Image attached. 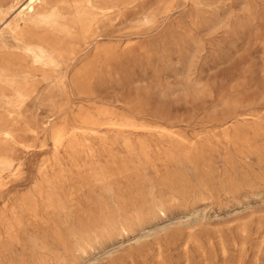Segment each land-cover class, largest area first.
I'll list each match as a JSON object with an SVG mask.
<instances>
[{"label": "rangeland", "instance_id": "374dc122", "mask_svg": "<svg viewBox=\"0 0 264 264\" xmlns=\"http://www.w3.org/2000/svg\"><path fill=\"white\" fill-rule=\"evenodd\" d=\"M25 1L0 0V20ZM94 2V31L69 39L54 70L0 35V60L18 55L35 87L7 119L18 168L0 178V264H264V0H171L168 13L162 0ZM87 61L80 94L70 80ZM84 112L135 121L123 136L148 157L110 132L93 140L103 178H79L71 151L50 169L52 131L84 125ZM42 167L63 173L57 207L38 195L52 190Z\"/></svg>", "mask_w": 264, "mask_h": 264}, {"label": "bare ground", "instance_id": "6f19581e", "mask_svg": "<svg viewBox=\"0 0 264 264\" xmlns=\"http://www.w3.org/2000/svg\"><path fill=\"white\" fill-rule=\"evenodd\" d=\"M170 5L171 0H162L157 8L161 13H168L170 11ZM99 10L100 8L95 4L94 0H26L23 4L18 6V9L13 15L0 20L2 23V26H0V35L8 32L12 34L15 39L20 41L22 55L26 60L31 59L33 69L43 71L54 70L60 67L61 61L66 57L65 52L66 49L69 48V39L79 35L78 33H82L84 36L94 31L95 24L98 21ZM24 27L29 28L23 29ZM92 37H94V35ZM89 38H91V36ZM72 44L73 43H71V45ZM100 51L101 50H99V53H101ZM4 56L5 55H3L0 60V96L5 97L7 90L11 91L14 96L11 100L13 111H8L7 114L0 116V178L14 173L18 168L14 157L9 153V144L12 136L8 130L7 119L19 118L23 114L21 107L25 99L35 91V87L31 83L33 73L30 71H25V73L21 70L23 67L19 62V56L15 54ZM87 63L88 64L85 65L83 64L84 66L82 65L83 67L81 66L82 68L70 80L71 85L75 86L80 94L89 93L84 86L91 77L95 65L88 61ZM64 87H67L66 81H64ZM99 116H92L87 112V114L80 117L83 118L81 122H83L84 125L77 124L80 126H74L71 129L58 128L52 131L51 138L53 140L55 156L53 161L54 165L51 164L50 169L55 170L56 166L60 165L62 150L71 151L72 157L70 158L69 155L67 156H69V159H71V162L74 163L78 170L79 173L77 174L79 178L82 177L83 179L85 176L91 177L90 179H92V177L97 178V180L99 177L103 178L104 172L96 171L91 160V157H93L95 153V144L93 140L100 139L102 143L106 144L111 138L108 135L110 132H116L118 136H122L112 141V143H116L120 140L129 152H133L139 147L138 152L144 156L148 155L146 142L140 140L141 142L137 146L131 138L123 136L125 133L133 134L132 132L139 128L136 125L137 123H134L135 121L120 118L103 120L104 118L100 119ZM76 119L79 120V117ZM83 154L85 155L83 159H86V162L81 164ZM61 166L63 168L64 165ZM43 168L44 167H42L41 174L43 177L45 174L44 183L51 186L52 190L51 192H46L44 187L40 184L38 188L39 191L37 192L38 195L40 194L42 197H40L41 201L42 199L46 200L45 203L47 207H55L58 201L56 197L58 192L55 190L57 186L56 182H61L63 173L60 174L59 177L54 178L53 176L47 175L49 167H45L46 169H44V171ZM54 172L55 171H53V173ZM34 198H31V201L35 202ZM60 202L62 201H59V203ZM34 204L35 205L32 206L30 203L31 206L27 208L31 210L32 207H36V203Z\"/></svg>", "mask_w": 264, "mask_h": 264}]
</instances>
